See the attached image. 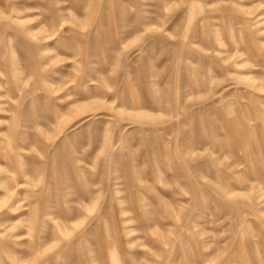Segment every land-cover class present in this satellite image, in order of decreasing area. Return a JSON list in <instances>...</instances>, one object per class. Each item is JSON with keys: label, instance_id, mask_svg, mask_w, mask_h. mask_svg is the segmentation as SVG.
<instances>
[{"label": "rangeland", "instance_id": "1", "mask_svg": "<svg viewBox=\"0 0 264 264\" xmlns=\"http://www.w3.org/2000/svg\"><path fill=\"white\" fill-rule=\"evenodd\" d=\"M0 264H264V0H0Z\"/></svg>", "mask_w": 264, "mask_h": 264}]
</instances>
